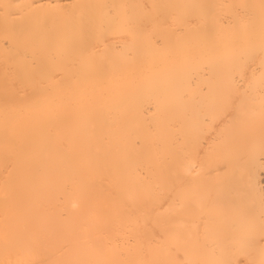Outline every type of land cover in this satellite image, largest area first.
I'll use <instances>...</instances> for the list:
<instances>
[{
    "label": "bare ground",
    "instance_id": "bare-ground-1",
    "mask_svg": "<svg viewBox=\"0 0 264 264\" xmlns=\"http://www.w3.org/2000/svg\"><path fill=\"white\" fill-rule=\"evenodd\" d=\"M258 253L264 0H0V264Z\"/></svg>",
    "mask_w": 264,
    "mask_h": 264
},
{
    "label": "rangeland",
    "instance_id": "rangeland-1",
    "mask_svg": "<svg viewBox=\"0 0 264 264\" xmlns=\"http://www.w3.org/2000/svg\"><path fill=\"white\" fill-rule=\"evenodd\" d=\"M227 244H229V243H227ZM230 244H231V243H230ZM226 254H227V253H226ZM226 254L222 255V257H223V258H224V257H227L230 253H229L227 256H226ZM220 256H221V255H220ZM230 256H232V254H231ZM233 256H235V255L233 254ZM253 256H254V258H253ZM253 256H251V258H253V259H250L251 261H250L249 259H246V258H248V257H245L243 254L241 255V257H240V256H239V257L236 256V257L240 258V261H238V262H240V264H264V253H260V254L258 253V254H256V255L254 254ZM215 257H216V256H215ZM217 257L219 258V255H218ZM217 257H216V258H217ZM236 257H234V258H236ZM211 258H212V257H211ZM213 258H214V257H213ZM232 258H233V257H232ZM238 258L233 259V260H235L236 264L238 263V262H237ZM242 258H243V259H242ZM257 259H258V260H257ZM214 260H215V259H214ZM214 260H213V261H214ZM217 260H218V259H217ZM223 260H224V262H225L227 259L225 260V258H224ZM228 260H229V258H228ZM233 260H232L233 263H232L230 260H229V261H230L232 264H234V261H233ZM249 261H250V262H249ZM214 262H216V261H214ZM217 262H219V261H217ZM226 262H228V261H226ZM226 262H225V264H226ZM230 262H229V263H230ZM260 262H261V263H260ZM219 263L221 264V263H223V262L221 261V262H219ZM219 263H218V264H219ZM229 263H227V264H229ZM215 264H216V263H215ZM223 264H224V263H223ZM238 264H239V263H238Z\"/></svg>",
    "mask_w": 264,
    "mask_h": 264
}]
</instances>
